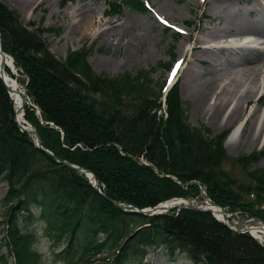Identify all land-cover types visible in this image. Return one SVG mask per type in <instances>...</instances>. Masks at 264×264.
<instances>
[{
  "label": "trees",
  "instance_id": "trees-1",
  "mask_svg": "<svg viewBox=\"0 0 264 264\" xmlns=\"http://www.w3.org/2000/svg\"><path fill=\"white\" fill-rule=\"evenodd\" d=\"M121 4L146 11L140 0ZM120 8L110 7L115 13ZM44 33L57 34L58 29L40 24L28 29L0 0V47L25 83L29 104L23 106L24 118L43 149L90 172L100 193L84 175L56 163L18 131L14 106L0 82V181L7 186L0 200L5 210L0 264H45L35 235L24 232L39 223L56 245L63 238L61 251L49 250L53 263L79 259L93 264V257L106 254L103 264H143L146 252L162 248L166 259L184 253L193 264H264V246L247 234L229 232L209 213L181 209L144 216L111 203L142 210L198 196L202 188L227 213L243 211L264 222V200L240 201L227 188L233 181L220 167L223 162L238 164L258 186L254 191L263 193L264 167L258 165L264 148L228 157L222 148L225 132L212 134L188 123L176 84L162 97L164 83L152 81L148 71L94 74L86 62L92 48L60 59L48 51ZM177 37L172 34L174 42ZM173 50L168 52L171 60ZM162 98L163 120L156 115Z\"/></svg>",
  "mask_w": 264,
  "mask_h": 264
},
{
  "label": "rangeland",
  "instance_id": "rangeland-1",
  "mask_svg": "<svg viewBox=\"0 0 264 264\" xmlns=\"http://www.w3.org/2000/svg\"><path fill=\"white\" fill-rule=\"evenodd\" d=\"M1 1L18 15L21 23L27 26L28 29L33 30L38 24H40L42 28L58 29L57 34L44 33L43 35V39L48 45V51L57 58L63 59L66 53L70 51L89 50L92 48L91 52H89L86 57V62L94 74L116 76L124 72L134 73L138 70H144L150 72V79L152 81L158 84L164 82L167 84L166 86H171L173 83L172 80L170 81V79L168 78V73L173 65H175L177 62L180 63V59L183 55L184 58L182 60V64L178 66V70L180 67V72L176 76L175 83L177 85L179 99L186 109L188 123L193 126L202 125L204 127H207L212 134H220L225 132L226 138L224 139L222 148L225 151L226 155L230 158H234L241 154L257 152L264 148V138L259 137V132L255 135L256 137L253 140L249 136L264 111V93L255 97L252 92V88H249L251 85H245V87L240 90L239 93L235 94V96L231 98V100L235 102L237 95H241V98H238L237 101V117L232 121L231 124L223 125L218 124L217 119L212 120L210 118V114L206 113L207 107L205 105L202 106L201 109V107H198L197 102L195 104V101L188 95L189 90L185 89V86L183 84L184 74L189 68L195 69L196 71L200 72V75L204 74L202 77H204L206 75L205 72L208 71L220 75L222 81L224 82L221 83L222 87L227 81H231L233 79L234 74H237L236 72L238 70L245 69L252 65H256L257 69L260 68V76L264 75V59L260 62L237 65V67L236 65L230 66V64L222 65V63L219 62V58L227 57V54L223 53V51L217 50L216 53H212V55L218 58V61L216 60L215 64L216 66L214 67L212 66V62L209 60V57H207V55L205 54H202L203 47L206 48L209 44L206 45L203 43H198L199 41L197 42V40L201 38L203 34L209 31L213 26L222 28V19L221 15L218 14L217 7L214 10L211 9V7L204 6L202 0H140L145 4L146 11L145 13H138L122 6L121 3L123 0ZM259 2L263 3L264 0H261ZM112 4H120L121 8L117 13L111 11L110 7ZM87 5H91L94 8V12H92L90 19L82 21V19L76 17L77 9L81 6ZM222 5L230 7L233 15H239V17L243 16L242 18L245 21L257 24V22H254L256 19V11H254V13L252 12L248 14L249 11L256 9V6L253 5L252 0H229L227 3H223ZM71 14L73 15L71 16ZM90 20L92 21V24L91 27L87 29L86 26L88 25ZM121 24H124L125 33L119 38V40L116 35L107 38L103 35V33L99 34V32L104 29L107 30V33L112 32ZM175 31L178 32V40L176 42H174V39L172 38V34L175 33ZM235 32L236 31L234 29H229L227 30L226 34H223V36L227 37ZM132 36H134V41L128 44L129 39ZM229 41L230 40H228V43H230ZM220 43L221 42H218V44L215 45L218 46L220 45ZM172 46L174 47V59L171 60L169 58L168 52L170 47ZM188 47H190L192 51H187ZM183 50L186 52L185 54L182 52ZM191 61L192 63H190ZM168 63L171 64L168 65ZM218 67L220 68L218 69ZM231 71L233 74H229L231 73ZM3 72L6 76H8V78L16 83V86L18 87L17 89L19 90L20 94L23 93L25 95V83H23V78L16 73L15 69L12 70L11 68L6 67ZM221 86L217 89H214L213 94H211V97H209L210 103H212L215 97L218 96L222 88ZM239 87H237L236 89H240ZM236 89H234V92H236ZM245 91H248V95L243 97ZM6 95L11 101L13 107L10 96L7 93ZM100 96L101 94L96 95L97 98H100ZM26 103V105H28L29 101L27 100ZM163 107L164 104L162 99L160 102V107L156 112V115L161 120H163ZM230 107H228L227 109H230ZM24 109L25 107L22 109V121H24L25 124L29 125L34 130V127H32L24 118ZM241 121L243 123L241 135L238 136L231 145L226 144L228 136L231 134L236 124ZM263 124L264 113L262 114V117L259 121V127L255 132H257L258 129L260 130ZM220 167L221 170L226 173L228 178L233 181L232 188H227L240 201L241 198H243L244 200H252L256 196L259 197L258 200H264V190L263 193H256L254 191V187L257 188L258 186H253V184L250 183L249 179L241 170L238 164L232 162H223L222 164H220ZM258 167H264V159L260 161ZM235 183L238 184L237 187H235V185H237ZM244 188L247 189L242 191V189ZM199 189L200 190L198 196L189 197L188 195L183 198H174L169 201H199L200 196L202 195L201 193H203V189ZM6 191V184L0 181V200L2 199ZM166 202H163L159 205H162ZM222 209L225 211L226 208ZM179 210L181 209L172 208L170 210L163 211L159 215L162 216L170 213H176ZM242 212L236 211L227 213L225 211V213L228 215L229 220L244 221L247 219H251L244 216ZM206 213H209L212 217L214 216L210 212L206 211ZM4 216L5 210L0 207V220H4ZM40 225L41 223H39L38 226H29L24 231L25 235H33V237L35 235L37 242L35 247L37 249V253L41 256L43 255V258H45V264H59L57 262L53 263L52 261L48 260V254L51 248H53V250L55 249V253L61 251V249L63 248V238L60 239L59 243L56 245V243H54L55 240L47 237V232H45L40 227ZM228 230L229 232L234 234H247L251 237L249 233H236L233 230ZM1 237L2 235L0 234V239ZM252 239L254 238L252 237ZM256 241L260 245L264 246V243L260 242L259 240ZM0 255H2V257L5 256V252L2 248H0ZM106 257V254H99L95 256V258L91 257L92 261H90L91 258L88 261L93 264H103L105 263ZM78 263L79 259H76V261H74V264ZM142 263L193 264L186 258L184 253L175 252L172 259H166L162 248H158L154 252H146L144 254Z\"/></svg>",
  "mask_w": 264,
  "mask_h": 264
},
{
  "label": "bare ground",
  "instance_id": "bare-ground-1",
  "mask_svg": "<svg viewBox=\"0 0 264 264\" xmlns=\"http://www.w3.org/2000/svg\"><path fill=\"white\" fill-rule=\"evenodd\" d=\"M228 1L229 0H202L204 6L211 7V9L214 10L217 7L218 14L221 15V19H222L221 20L222 28L213 26L209 31L204 33L203 36L197 40V42L199 41L198 43H203L206 45L209 44L208 47L206 48L203 47L202 54H205L207 55V57H209V60L212 62V66L214 67L216 66L215 64H216V60L218 61V58L212 55V53L214 52L216 53L217 50L223 51V53L227 54V57L219 58V62L222 63V65L230 64V66L236 65L237 67V65H244L245 63L247 64V63L260 62L261 60L264 59V39H263L264 38V2L263 3L259 2L261 0H252L253 5L256 6V9L249 11L248 14L252 12L254 13V11H256L255 14L256 19L254 21L257 22L256 24L245 21L242 18L243 16L239 17V15L238 16L233 15L230 7L222 5L223 3H227ZM92 12H94V8L91 5L81 6L77 9L76 17L82 19V21L88 20L90 19ZM72 15L73 14H71V16ZM91 24L92 21L90 20V22L86 26L87 29L91 27ZM125 26H126V22H125ZM229 29L230 30L234 29L236 32L230 34L227 37H224L223 34H226L227 30ZM106 31L107 30L105 29L101 30L99 34L103 33V35L106 36L107 38L116 35L119 40V38L125 33V27L124 24H121L117 29H115L112 32L107 33ZM228 40H230L229 41L230 43H228ZM133 41H134V36H132L129 39L128 44ZM218 42H221L220 45H218L219 47L215 45L218 44ZM187 51H192V49L188 47ZM182 52L184 54L186 53L184 50ZM183 58L184 57L182 55L180 59V63L177 62L179 63L178 64L179 66L182 64ZM190 63H192V61ZM5 67L11 68L9 59L7 57L5 58L4 69ZM256 67H257L256 65H252L245 69H240L238 71L236 69L237 74H234V76L232 75L233 79L231 81L230 80L227 81L223 87L221 86V83L223 81L220 75L208 71L205 72L206 75L202 77L204 74L200 75V72L188 67L189 69L187 68L188 70L186 71L183 77V84L185 86V89L189 90L188 95L190 96V98H192L195 101V104L197 102L198 107H201V109L202 106L204 105L207 107L206 113L210 114V118L212 120L217 119L218 124L229 125L237 117V111H238L237 101L238 98L239 99L241 98L240 94L237 95V98L234 102L233 100H231V98L235 96V94L239 93V91L242 90L245 87V85H251L249 88H252V92L255 95V97L264 93V75L260 76L261 74L260 73L261 71H259L260 68L257 69ZM219 68L220 67H218V69ZM2 74L5 83L8 85V87L11 88L9 96L12 100L14 110H19L21 106V97L18 94L20 93L19 90L17 89L18 87L16 86V83L13 80H11L10 78H8V76L5 75L4 72H2ZM229 74H233L232 71ZM220 86L222 87L221 91L219 92L218 96L215 97V99L212 98L214 100L212 101V103H210L209 97H211V94H213L214 89H217ZM237 87H239L240 89H236ZM234 89H236L235 90L236 92H234ZM247 93L248 91H245L243 97L248 95ZM228 107H230V109H227ZM19 120H22V117ZM259 121L249 135L252 140L256 137L255 135L258 132H259L258 133L259 137L264 138V124L262 125L260 130L258 129V131L255 132L259 127ZM242 128H243L242 121L238 122L234 127V129L232 130L231 134L228 136L226 140V144L231 145L233 141L238 136L241 135ZM180 202L181 201L178 200L176 201L172 200L162 204L161 208L168 209V207H171L172 205L177 206V204H179ZM205 208L208 209L210 208L214 217L218 220H221V214L218 212V210L211 208L208 205L205 206ZM245 228L247 229V233H249L255 240H259L260 242L264 243V231L262 228H260V226H256L254 224V225H250L249 227L245 226Z\"/></svg>",
  "mask_w": 264,
  "mask_h": 264
},
{
  "label": "water",
  "instance_id": "water-1",
  "mask_svg": "<svg viewBox=\"0 0 264 264\" xmlns=\"http://www.w3.org/2000/svg\"><path fill=\"white\" fill-rule=\"evenodd\" d=\"M5 58H6V55H4L2 53L1 47H0V82H1L4 90L6 91V93L9 95L11 88L8 87V85L5 83L4 77L2 74L3 68H4V63H5ZM8 59H9L11 69L13 70L12 60L10 58H8ZM18 94L21 97V106H20L19 110H14V115H13V121H14L18 131L27 135L34 148H36L37 150L46 154L48 157H50L56 163L63 165L67 168L72 169L73 171H75L77 173L84 175V177L88 180V183L94 188V190H96L97 193H100L99 189H98L97 182L90 172H88L87 170H84L80 167H77V166L71 165L69 163H66L64 161H60V160L56 159L50 152H48L47 150H45L41 147L40 139H39L38 135L36 134V132L29 125L25 124L24 121L19 120L22 117V107L26 104V96L23 93H21V94L18 93ZM90 179H92V180H90ZM201 194L202 195L200 196L199 201L193 202V201L178 200L181 202L179 204H177V206L172 205L171 207H168V209H163V208H161V205H158V206L153 207V208L138 210L136 208H132L129 206H122V205L116 204L114 202H111V203L116 208H118L119 210H121L123 212H133V213H138L140 215H145V216L146 215H159L163 211H167V210H170L172 208L185 209V210H191V211L192 210L193 211H205V212L207 211V212H210L212 214V211L210 210V208L209 209L205 208V206L208 205L209 207L218 210V212L221 214V220H218L213 216L214 219L217 220L218 222H220L221 224H223L224 226H226L228 229L233 230L236 233H247V229L245 228V226L249 227L250 225H254V224L256 226H260V228H262L264 231V223L262 221L258 220L257 218H251V219H247L244 221L229 220L228 215L225 213V211L222 208H220L219 206L211 203L208 200L207 196L205 195L204 191Z\"/></svg>",
  "mask_w": 264,
  "mask_h": 264
},
{
  "label": "snow or ice",
  "instance_id": "snow-or-ice-1",
  "mask_svg": "<svg viewBox=\"0 0 264 264\" xmlns=\"http://www.w3.org/2000/svg\"><path fill=\"white\" fill-rule=\"evenodd\" d=\"M173 75H175V73H173Z\"/></svg>",
  "mask_w": 264,
  "mask_h": 264
}]
</instances>
